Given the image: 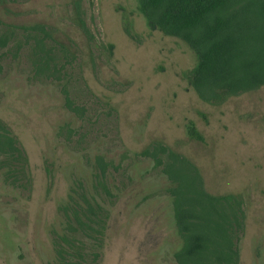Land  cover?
I'll use <instances>...</instances> for the list:
<instances>
[{
	"label": "rangeland",
	"instance_id": "rangeland-1",
	"mask_svg": "<svg viewBox=\"0 0 264 264\" xmlns=\"http://www.w3.org/2000/svg\"><path fill=\"white\" fill-rule=\"evenodd\" d=\"M37 24L67 48L69 57L59 55L67 75L37 77L28 47L1 52L0 120L28 155L31 185L15 188L0 170V264L55 262L60 207L78 181L110 214L96 264H177L170 183L140 155L154 142L196 163L212 194L242 196L240 264H264V87L222 105L202 101L187 78L196 54L151 29L138 0L0 3V27ZM64 88L82 116L66 106ZM190 123L203 141L190 138ZM97 157L109 164L112 197L95 189Z\"/></svg>",
	"mask_w": 264,
	"mask_h": 264
},
{
	"label": "trees",
	"instance_id": "trees-1",
	"mask_svg": "<svg viewBox=\"0 0 264 264\" xmlns=\"http://www.w3.org/2000/svg\"><path fill=\"white\" fill-rule=\"evenodd\" d=\"M14 0H0V3ZM139 9L153 30L186 43L197 57L187 78L198 97L211 105H222L231 96L264 87V0H138ZM84 32L90 30L83 20ZM12 44L15 53L30 48L37 77L62 80L69 60L64 46L54 43L45 26L3 25L2 51ZM66 59V58H64ZM1 70V66H0ZM66 106L76 114L64 88ZM71 135L73 130L67 128ZM188 135L203 141L193 123ZM150 159L170 183L166 193L172 199L174 219L183 245L174 254L177 264H240L239 242L246 231L245 202L235 193L215 195L207 190L204 176L187 156L162 142H154L140 153ZM99 174L95 189L112 197L106 183L109 164L97 157ZM0 170L15 188L31 185L29 158L8 125L0 120ZM63 232H55V262L49 264H96L102 256L109 220L108 210L88 195L77 182L69 201L60 207Z\"/></svg>",
	"mask_w": 264,
	"mask_h": 264
}]
</instances>
